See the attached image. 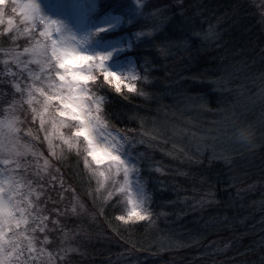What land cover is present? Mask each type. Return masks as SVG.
<instances>
[{"label":"trees","instance_id":"16d2710c","mask_svg":"<svg viewBox=\"0 0 264 264\" xmlns=\"http://www.w3.org/2000/svg\"><path fill=\"white\" fill-rule=\"evenodd\" d=\"M88 2L99 6L100 12L122 16L114 36L131 39L129 53L135 58L138 73L147 77L136 82L144 95L126 93L125 99L109 89L108 112L116 129L146 141L137 150L144 154L142 179L151 196V219L128 224L117 221L123 206L115 200L93 201L89 193L95 189L94 182L89 187L87 178H81L83 164L78 163L75 151L69 155L65 150L64 162L56 166L75 188L86 211L65 221L68 228L77 218L83 229L71 231L76 233L73 246L82 254L72 255L69 264H264V103L252 104L240 115L237 112L232 121L235 128L231 135L254 123L252 132L260 131L259 135L254 133L255 146L232 139L218 158L191 153L157 132L170 97L208 93L210 82L217 79L229 81V88L242 85L241 77L246 74L227 70L233 57L260 56L264 63V33L260 29L264 19L259 18L257 1L152 0L157 7L147 10L143 5L149 0H139L140 8L131 0ZM158 8L166 9L169 19L153 30L159 19L150 14ZM5 9V23L9 16L19 23L18 14L11 12L10 0ZM218 21H236L239 30L231 36L222 34ZM214 24L216 38L211 45L198 47L191 42L186 48L174 45L170 51H160L162 46L168 49V42L177 44L191 32ZM140 31L152 34L137 39ZM256 69L254 75L259 72ZM245 88L254 94L255 88L249 84ZM230 95L216 99L227 104ZM49 130L54 131L51 126ZM142 133L147 135L142 137ZM37 150L47 156L46 143L38 144ZM28 159L33 160L31 156ZM168 239L173 245L163 244Z\"/></svg>","mask_w":264,"mask_h":264},{"label":"snow or ice","instance_id":"6c2138e0","mask_svg":"<svg viewBox=\"0 0 264 264\" xmlns=\"http://www.w3.org/2000/svg\"><path fill=\"white\" fill-rule=\"evenodd\" d=\"M7 2L0 0V25L5 23ZM10 4L19 23L9 16L0 32V264H69L72 255L82 253L73 246L76 233L65 221L79 217L85 207L56 166L64 162L65 150L69 155L75 151L83 164L81 178H87L89 187L95 182L89 193L93 201L115 200L124 207L117 221L151 219V196L142 179L144 154L137 150L146 141L116 129L108 112L109 89L125 99L126 93L144 95L136 82L147 77L122 58L131 43L109 38L121 18L101 15L94 2L51 4V15L37 0ZM149 7L157 6L149 0L143 8ZM150 15L159 19L153 30L169 19L163 8ZM151 34L140 31L136 38ZM210 83L224 91L227 82ZM260 95L264 98V87ZM214 123L217 127L209 129L212 139L227 136L255 146L251 130L229 135L235 122L225 118ZM45 143L47 156L37 150Z\"/></svg>","mask_w":264,"mask_h":264},{"label":"rangeland","instance_id":"374dc122","mask_svg":"<svg viewBox=\"0 0 264 264\" xmlns=\"http://www.w3.org/2000/svg\"><path fill=\"white\" fill-rule=\"evenodd\" d=\"M132 2L136 3V5H140L139 0H131ZM258 4H256L259 7L260 10V20L264 19V0H256ZM43 8L46 13L49 15L52 14V12L49 9V5L51 4H60V3H70V0H37ZM88 2V0H86ZM100 7L98 6L97 12H99L101 15H111V16H119L121 18L122 23V16L117 13L113 12H100ZM11 15V13H10ZM63 18V17H61ZM8 19V18H6ZM236 21H231L229 23L225 24V21H218L217 25H219L222 31V34H233L237 28L238 25H236ZM261 28L264 33V21L261 23ZM121 26V24H120ZM120 26L116 29V31L119 30ZM6 27V23L3 25V28ZM215 24L214 25H206L203 29L200 31H194L191 32L189 37H184L181 40L178 41L177 44L173 43L170 45V42H168V50L170 51V46H183L186 48L189 46V44L192 42L194 45H197L198 47L206 46L208 44H212V42L216 38L215 33ZM237 30H239L237 28ZM115 31V32H116ZM215 35V37H214ZM110 39H116L120 38L118 36L111 35L109 37ZM124 40L127 43H131V39L129 37H123ZM192 40V41H191ZM131 48L127 49V56L122 57L125 60H130L133 65L136 66L135 58L132 54L129 53ZM264 52V50H263ZM264 57V56H263ZM263 58L260 56H249L242 58H232L227 63V70L230 71H238L240 73L246 74L245 77H241L242 85L234 86L229 88V81L225 85V90L220 91L217 90L210 85V91L208 93H196V94H179L176 96L170 97L168 99L167 105L164 107V109H167L164 114L160 117L158 121H160V125L158 126V131H156L160 134L167 135L171 141H173L175 144L178 145V147L186 146L191 153H195L196 155H204L208 154L213 158H218L224 155V148L227 144L231 142L230 139H228L227 136H222L219 139H212L211 135L209 134V129H213L217 127V125L214 122L217 121H223L225 118H227L229 124L237 117V112L241 113L246 111L247 107L252 104H260L264 103V98L260 95L261 87H264V63L261 64V60ZM258 72L257 75H254V69ZM137 69V66H136ZM138 71V70H137ZM256 72V73H257ZM231 74V73H230ZM249 84L250 88H255L254 94H252L248 89L245 88V85ZM231 90V91H230ZM232 92V93H231ZM231 93V95H230ZM231 96L230 101H233L232 104L230 101L227 102V104L221 102L219 103L217 101V97L219 96ZM217 104V106H216ZM213 106V108H212ZM233 112L236 114L233 117ZM239 113V115H240ZM254 123H250L246 126V128L249 130H253ZM232 127H229V135L233 132ZM152 133H154V129H151ZM264 133L263 131H261ZM255 134H260V131L254 130ZM214 135V133L212 134ZM94 187H96L95 182L93 183ZM79 199V198H78ZM80 200V199H79ZM103 203H106L104 200ZM105 205V204H104ZM149 206V202L148 205ZM124 211H121V213ZM86 213V211H84ZM93 216V215H92ZM91 216V218H92ZM74 221L76 223H74ZM72 222V225L68 227V230H78L82 231L79 227L78 219L76 218ZM101 235V234H100ZM95 238H97L95 236ZM99 239V238H98ZM165 246L173 245L172 240L168 239V242H163Z\"/></svg>","mask_w":264,"mask_h":264}]
</instances>
